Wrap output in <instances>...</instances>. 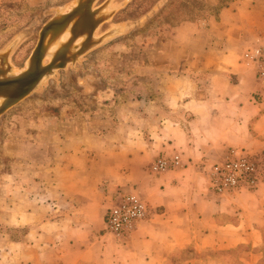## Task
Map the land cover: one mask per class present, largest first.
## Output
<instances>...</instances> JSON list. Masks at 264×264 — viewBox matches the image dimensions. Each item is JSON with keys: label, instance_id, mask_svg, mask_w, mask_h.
I'll return each mask as SVG.
<instances>
[{"label": "crops", "instance_id": "1", "mask_svg": "<svg viewBox=\"0 0 264 264\" xmlns=\"http://www.w3.org/2000/svg\"><path fill=\"white\" fill-rule=\"evenodd\" d=\"M263 42L264 0H231L178 24L162 48L161 93L142 99L147 114L127 141L93 146L81 133L54 144L48 179L24 177L17 216L8 215L20 233L0 234V264H264V183L217 196L204 171L229 148L264 155V94L242 61ZM174 154L179 168L146 171ZM117 191L151 209L125 239L104 231Z\"/></svg>", "mask_w": 264, "mask_h": 264}, {"label": "rangeland", "instance_id": "2", "mask_svg": "<svg viewBox=\"0 0 264 264\" xmlns=\"http://www.w3.org/2000/svg\"><path fill=\"white\" fill-rule=\"evenodd\" d=\"M71 1L0 3V49L25 33L11 58L17 69L24 68L44 23ZM123 1L113 0L116 4ZM210 1L214 0H131L97 34L113 25H128L149 16L125 34L90 51L74 66L57 71L0 116V234L8 232L18 238L19 230L8 227L13 221L8 215L17 216L24 177L34 178L38 172L39 178L48 179L46 159L55 153V143L81 137V133H86L93 146L102 141L119 144L130 138L131 130L147 114L143 113L142 99L161 93V87H157L162 84L166 72L162 67L167 61L162 55L163 44L181 22L215 14ZM98 153L104 155L106 151L98 149ZM44 188L49 189L48 182ZM109 206L110 202L106 210ZM3 237L0 235V239Z\"/></svg>", "mask_w": 264, "mask_h": 264}, {"label": "water", "instance_id": "3", "mask_svg": "<svg viewBox=\"0 0 264 264\" xmlns=\"http://www.w3.org/2000/svg\"><path fill=\"white\" fill-rule=\"evenodd\" d=\"M129 2L131 0L120 4L113 0H72L67 9L55 10L39 30L36 44L22 69H17L11 58L24 41L25 33L11 39L0 49V116L34 93L57 71L74 66L84 55L125 34L149 16L140 22L113 25L97 34Z\"/></svg>", "mask_w": 264, "mask_h": 264}, {"label": "built area", "instance_id": "4", "mask_svg": "<svg viewBox=\"0 0 264 264\" xmlns=\"http://www.w3.org/2000/svg\"><path fill=\"white\" fill-rule=\"evenodd\" d=\"M242 61L252 66L255 79L264 94V42L247 48ZM181 166L179 155L157 157L146 169L159 175ZM207 190L221 196L237 190L252 191L264 183V155L244 149L229 148L222 157L205 165ZM148 204L133 191H117L104 215V231L117 239L127 238L137 223L147 220Z\"/></svg>", "mask_w": 264, "mask_h": 264}, {"label": "trees", "instance_id": "5", "mask_svg": "<svg viewBox=\"0 0 264 264\" xmlns=\"http://www.w3.org/2000/svg\"><path fill=\"white\" fill-rule=\"evenodd\" d=\"M230 1L231 0H229L228 2L223 3L222 0H218L217 6L215 7L216 8V12H218L220 8L227 6Z\"/></svg>", "mask_w": 264, "mask_h": 264}, {"label": "bare ground", "instance_id": "6", "mask_svg": "<svg viewBox=\"0 0 264 264\" xmlns=\"http://www.w3.org/2000/svg\"><path fill=\"white\" fill-rule=\"evenodd\" d=\"M68 8V5L67 6H65V8L64 9H67Z\"/></svg>", "mask_w": 264, "mask_h": 264}]
</instances>
